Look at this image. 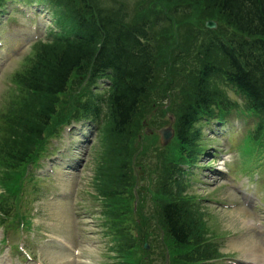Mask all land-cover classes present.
<instances>
[{
  "label": "trees",
  "instance_id": "16d2710c",
  "mask_svg": "<svg viewBox=\"0 0 264 264\" xmlns=\"http://www.w3.org/2000/svg\"><path fill=\"white\" fill-rule=\"evenodd\" d=\"M26 1L36 2L50 9L53 38L48 45L37 48L34 56L27 61V66L16 78L18 91H23L27 101L14 118H9L8 122L0 126V130L5 129L3 135H8L10 129L13 130L11 137L14 139L5 142L4 158L9 157L12 162L25 163L35 152L38 143L44 141L50 120L56 113L58 95L67 90L69 81L80 80V77L85 80L87 76L90 80L103 77V69L112 74V85L108 96H105L111 107V113L107 116V126H110L108 132L124 138L137 117L139 105L144 103L155 80V51L149 33L147 36L143 35L144 25L130 22L131 18L124 12L127 8L124 2L113 8L107 0ZM187 1L192 5L207 6L217 16V21L234 31L226 41L213 43L222 54L227 68L222 70L218 66L204 65L193 103L177 122L179 144L194 146L197 135L190 129L198 119V112L207 110L208 115L212 113L208 110L212 104L211 95L208 88H205L208 77L223 76L242 94L248 107L264 103V0ZM181 2L184 4L183 0H177L175 4H179L184 14L189 17L193 12L185 10ZM4 6L5 0H0V8ZM177 11H169L176 25L179 23ZM196 22H201V15ZM222 33V30H218L212 32V35ZM146 40L150 47L144 46ZM206 44L203 43L202 47ZM101 52H106L107 57L104 58ZM118 52L122 53L121 57H115ZM165 53L172 56L169 49ZM126 72L130 76L128 82L122 79V74ZM103 101L105 99L93 101L91 108L90 100L83 101L75 108L78 112L86 108L88 114L101 112ZM125 154V147L116 146L111 153L104 152L99 159L102 162L99 170L104 169L105 173L96 182L103 188L111 184L108 182L109 178L107 182L103 179L106 174L113 175L116 182L121 180L125 173L122 170ZM103 161L109 163L105 165ZM172 168L176 166L173 165ZM162 213V222L173 246L183 253L177 256L180 264H204L209 261L211 251L201 248L203 245H192L196 227L182 205L169 204ZM121 246L126 247L127 241ZM191 246L193 248L186 253Z\"/></svg>",
  "mask_w": 264,
  "mask_h": 264
},
{
  "label": "rangeland",
  "instance_id": "374dc122",
  "mask_svg": "<svg viewBox=\"0 0 264 264\" xmlns=\"http://www.w3.org/2000/svg\"><path fill=\"white\" fill-rule=\"evenodd\" d=\"M124 1L128 2L131 5H133V3L134 4L139 3L136 0H124ZM176 1L177 0H142L143 5H146L148 8H150V11H154L156 8H160L161 10H168V11H173V10L181 11V12L177 11L179 23H178L177 32L175 33L176 35L172 37L170 40H168L166 44L175 43L176 45L184 46L186 44L195 42V40L197 39V35H200V33H197L198 30H197L196 19L197 17H200V15L201 18H203L208 13V10H205L202 5L200 6L192 5L187 0H183L184 4L181 2V5L184 6V9L193 12L189 17H187L186 14H184V12L182 11V7L179 4H175ZM192 15L194 17H192ZM47 21H48V17L46 16V14L42 15L41 18H39L40 25L46 24ZM0 22H2L1 16H0ZM27 25L30 28L31 24L27 22ZM21 27L22 25H20V32H18L17 34L18 35L24 34L25 36L23 37H25L26 40L30 41L32 38V30L31 29L22 30ZM192 32L194 34H192ZM75 81L77 80L74 79L72 82ZM219 87H221V90L220 88H218V90L219 92L220 91L222 92V98L226 97V95H228V91L226 90V88H224L220 82H219ZM74 95H75V91L73 89H70L69 92L62 97L60 114H62L66 110V107L68 106L67 104L70 102L71 98ZM78 97L79 94L76 93V98ZM149 102L150 104L153 103L151 102L150 99ZM133 125L134 126L132 127V129L137 125V130H140L141 124L139 121L137 124L135 122ZM202 130H203L202 131L203 136H205V134H207L206 132H208L207 126H204ZM71 135L75 137L76 133L71 132ZM232 135H233L232 138L234 139L239 138L238 136H236V134H232ZM135 136L136 138H138L137 135ZM211 136L212 134H210L209 137H207V139L206 138L203 139V142H199L201 148H203L204 145L207 144V146L213 145V147H219L221 153H224L225 150L228 151V146L224 141H217V143L209 142L208 139L209 140L213 139ZM131 137H128V139L131 140ZM116 140L120 141L119 139ZM110 146L111 144L110 145L105 144L104 147L110 148ZM140 146L141 145H139L137 141L133 142L130 145L131 147L130 155H129L130 163L131 162L138 163L139 158L136 154L139 151ZM101 147H102L101 142L96 141L94 145L91 146L87 151V156L85 158V160L87 161L86 171L83 174L84 179L86 178V176L87 179L91 177L92 171L94 169L95 158L99 157V154H101L102 151ZM142 147H144L145 150H147L146 146L143 145ZM97 151H99L98 152L99 154L97 153ZM142 157L143 158L141 162L145 164L146 168L149 169L148 171L149 176L153 178L156 175L161 176L165 171V167L171 160V157H169V155H167L166 157L161 155L158 156L156 159L146 158V154H144ZM174 158H178V156L177 157L174 156ZM210 158H211L210 155H206V157L202 158L201 160L198 159L196 161V165L199 169L198 172H199V178L201 180V186L199 187V189L195 191L196 193L195 197L196 199L201 198L202 196L204 198L209 197L210 199H213V202L211 201L203 202L204 207L209 208V211H211L212 213L209 217L206 216L205 222L207 223V227L209 226L211 228L210 230L211 233L214 232L215 234L219 235L218 238L220 239V241H222L221 251L223 253L231 254V255L234 253L235 254L234 258L237 259L236 261L241 260V262H244L245 260H247L246 257L250 256V252L248 253L247 251L240 248L245 244H248L250 247L256 246V248L258 249V255L264 253V217L257 216L256 214L249 212L244 208L228 209L214 202L219 200L223 202L232 201L233 192L230 189L224 188V186L222 185V183L226 182L224 177H221L217 182L215 181L216 179L215 177H213L211 171L209 172L208 169L203 170V167L206 165L216 166V163H214ZM230 160L232 161V157L230 158ZM196 176H198L197 173L194 175V178ZM209 176L212 177L211 180L207 179V177ZM203 180L204 183L202 182ZM206 180L211 181V183H206L205 182ZM192 181H194V179ZM82 186L83 187L85 186V181L82 182ZM136 191L140 196L139 189H137ZM148 191L154 192L155 194L158 193V191H154L150 189H148ZM96 203L98 204L99 210H101V204L99 202ZM130 203L131 205L135 204L133 203V200ZM94 208H95L94 205L88 207L87 208L89 210L88 212L91 213ZM60 210L62 211V213L60 214V217H62L61 219L62 221L65 218L64 213L67 212V208L63 206L62 209ZM153 212L151 211V209H149V207H147L146 213H148L151 224H153L156 228H158V224H156V222L154 221L155 216ZM242 219L246 220V222L243 221ZM131 220H133V218H131ZM201 222H202L201 224H198L197 229L202 224L206 225L205 222L203 221V218ZM244 222L246 224H244ZM90 238L91 240L97 242L94 249L97 250V253H95V255L98 259L92 258L89 254L83 255V259L86 261H90L91 264H110L111 260L109 259V256L105 253V249H104V246L107 244V240H105V238H103L101 234H98V236L90 237ZM158 242L161 248H159V250L155 255L154 264H180V262L177 260V256L183 253L180 250H178L179 248L173 246L170 242V239L166 235H161V237L158 239ZM198 242L200 243L207 242V235L205 239H199ZM114 258L116 260V264H120L121 259H119L116 256ZM133 258L135 257H132V259ZM227 260L228 259L222 260L219 264H229Z\"/></svg>",
  "mask_w": 264,
  "mask_h": 264
},
{
  "label": "bare ground",
  "instance_id": "6f19581e",
  "mask_svg": "<svg viewBox=\"0 0 264 264\" xmlns=\"http://www.w3.org/2000/svg\"><path fill=\"white\" fill-rule=\"evenodd\" d=\"M135 20H131L130 22H134ZM118 40H119V37H117V42H118ZM116 50V49H115ZM101 54H102V56L104 57V58H106L107 56V54H106V52H101ZM122 56V53L121 52H118V53H116L115 54V57H121ZM121 63L123 62L121 59L119 60ZM122 67H123V65H122ZM122 79L124 80V81H126V82H128V81H130L129 79H130V76L127 74V72L126 73H123L122 74ZM158 98H161V96L159 95V97ZM154 213V216H157V219L158 220H161V218H160V214H158L156 211H154L153 212ZM243 220V219H242ZM243 221H245L246 222V220H243ZM244 222V224H246ZM241 249H243V250H245V251H247L248 253L250 252V258L251 259H249V260H247V261H251L252 262V259H255V258H257V256L256 255H258V249L256 248V246L254 247V246H249L248 244H245V245H243V246H241L240 247ZM246 261V262H247ZM263 262V261H262ZM248 263V262H247Z\"/></svg>",
  "mask_w": 264,
  "mask_h": 264
},
{
  "label": "water",
  "instance_id": "95a60500",
  "mask_svg": "<svg viewBox=\"0 0 264 264\" xmlns=\"http://www.w3.org/2000/svg\"><path fill=\"white\" fill-rule=\"evenodd\" d=\"M213 26H214V24H213ZM164 138H165V140H168V136L167 135H165Z\"/></svg>",
  "mask_w": 264,
  "mask_h": 264
}]
</instances>
